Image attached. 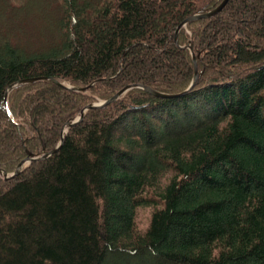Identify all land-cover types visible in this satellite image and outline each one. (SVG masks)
Listing matches in <instances>:
<instances>
[{
	"label": "trees",
	"instance_id": "obj_1",
	"mask_svg": "<svg viewBox=\"0 0 264 264\" xmlns=\"http://www.w3.org/2000/svg\"><path fill=\"white\" fill-rule=\"evenodd\" d=\"M221 2L0 0L8 173L87 105L133 84L185 91L191 51L199 73L183 96L137 87L88 110L57 153L0 178V264H264V0H229L176 35ZM35 77L87 89L43 80L6 98Z\"/></svg>",
	"mask_w": 264,
	"mask_h": 264
},
{
	"label": "water",
	"instance_id": "obj_2",
	"mask_svg": "<svg viewBox=\"0 0 264 264\" xmlns=\"http://www.w3.org/2000/svg\"><path fill=\"white\" fill-rule=\"evenodd\" d=\"M228 1L229 0H222V2L216 8H214L213 10H211L209 12L193 14L192 16L187 18L185 21H183L179 25V27H178V29L176 31V35L179 32V30L181 28L185 27L186 24L188 22H190L191 20L207 19V18H211L213 16L218 15L223 10V8L227 5ZM188 48L190 49V47H188ZM191 54H192V57H193V62L195 64V72H194V77H193L192 83L190 84V86L185 91H183V92H181L179 94H164V93H161V92H157V91H155V90H153V89H151V88H149L147 86H144V85L133 84V85L125 86L120 91H118L113 97H111L110 99H108L106 101H100L98 103L89 104V105H87L86 107H84L81 110V112L79 113L78 116L68 120L62 126L61 132H60V135H61L60 141L58 142V144L56 145V147L53 150H51L50 152H46L45 149H43L42 152H40L39 154H34V153H31V152H28L27 156L19 162V164L17 165V167H16L14 172L8 173L4 169L0 168V176H2L6 180L15 178L30 163H32L34 161H37V160L45 159V158L50 157L51 155L57 153L60 150V148L62 147V145L64 144L65 140H66L68 130L71 127H74V126L80 124L82 122V120L84 119L85 114H86V112L88 110L94 109V108H101V107L106 106V105H108L110 103H113L116 100H118L124 93H126L128 90H130L132 88L141 87V88L145 89L146 91L150 92L151 94H153V95H155L157 97H161V98L180 97V96H183V95L187 94L195 86V84H196V82H197V80L199 78V73L197 71L196 58L194 57V54H193L192 51H191ZM43 80H45V81H53V82H56L59 85L65 86V85H63V83L57 81L53 77H35V78L23 79V80H20V81L14 83V84H12V85H10L8 87V89L6 91V98H7L8 94L12 90H14V89H16L18 87H21V86H24V85H27V84H30V83H34V82H37V81H43ZM65 87L70 89V90H72V91H81V92H84L87 89V87H74V86H71V87L70 86H65Z\"/></svg>",
	"mask_w": 264,
	"mask_h": 264
},
{
	"label": "rangeland",
	"instance_id": "obj_3",
	"mask_svg": "<svg viewBox=\"0 0 264 264\" xmlns=\"http://www.w3.org/2000/svg\"><path fill=\"white\" fill-rule=\"evenodd\" d=\"M253 22L257 23V20L254 19ZM250 23L251 22H249V24ZM251 26L252 25H247L246 28L249 29ZM251 43L256 44L257 40L256 39H252ZM263 45H264V43H263ZM0 178H3V177L0 176ZM149 216H150V209H146V208L139 209V211L137 213L136 221H137V224H138L139 228H141L142 230L147 226L148 221H149Z\"/></svg>",
	"mask_w": 264,
	"mask_h": 264
}]
</instances>
